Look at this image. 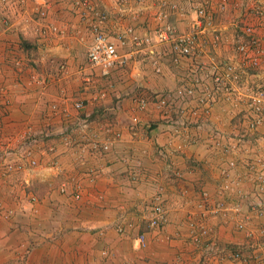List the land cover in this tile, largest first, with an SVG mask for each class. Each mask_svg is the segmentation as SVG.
<instances>
[{
    "label": "rangeland",
    "instance_id": "374dc122",
    "mask_svg": "<svg viewBox=\"0 0 264 264\" xmlns=\"http://www.w3.org/2000/svg\"><path fill=\"white\" fill-rule=\"evenodd\" d=\"M9 7L34 9L27 42L16 50L17 54H26V58L22 60L19 57L13 65L20 69L21 74H27V79L31 77V82L35 81L42 92L57 89L59 94L58 100L49 103L47 113L51 111L52 116L57 117L55 121L59 123V128L46 124L38 130H28L29 127L23 131L17 129V134H25L28 130L31 139L42 137L34 146L37 152L56 154L53 156L55 161L50 160L53 168L58 166V157L65 155L60 153L61 147L57 153L58 146L64 145L65 137L68 145L63 147L68 146L78 157L81 154L80 159L85 154L97 156L108 152L113 145L110 140L117 141L122 136L117 127L105 126L114 120L117 124L121 120V127H129L131 135L141 133L145 136L152 130L156 134H167L168 143L158 146V151L162 152L159 155L167 161L165 164L169 162L165 151L176 154L185 146L196 150L200 148L207 155H212L211 152L222 154L224 162L216 157L207 162L209 166L206 169L212 172L209 176L216 178L223 171L229 174L226 168L230 161L235 164L233 170L237 169L241 174L235 189L231 187V192L228 189L223 192L226 194L221 195L220 186L212 194V199L217 203L224 201L231 206L237 205V211L225 209L227 212L217 213L219 218L215 220L211 218L213 214H208L204 224L211 231L202 241L213 245L211 254L214 253L212 257L210 254L209 261L212 264H264V214L260 213L258 203L260 186L264 184L260 178L264 169V0H0V9ZM52 9H59L58 17L53 16ZM55 21L58 22L53 23ZM167 25L173 29L174 38L189 37L188 47L191 50L188 55L175 50L174 43L160 42L155 38L156 33ZM100 30L118 42L120 40L121 44L124 42L120 52L126 57L125 63L106 74L91 69L86 60L88 41ZM133 34L145 39L137 54L151 60L150 67L140 70L149 71L152 87H141L137 82L141 80L142 71L137 70L138 58L133 61L131 55L136 51L131 40ZM53 53L57 59L52 57ZM65 55L72 57L71 64L67 63ZM57 56L62 60L59 61ZM215 66H222V69L230 67L229 72L234 76L227 85L230 90L215 87ZM43 72L52 74L44 76ZM159 77L165 79L161 90H158L159 84H156L157 89L153 82ZM42 79L43 86L40 83ZM62 81L66 83L62 84L64 87L55 88ZM141 99L146 103L144 108L137 107ZM161 100L165 103L161 104ZM127 102L135 106V113L121 109ZM76 103H82V107L76 109ZM53 105L55 110L51 109ZM86 106L89 111L84 113L82 110ZM148 109L156 114L155 119H142ZM258 120L260 122L256 124ZM75 134L82 137L78 140L72 138ZM58 139L60 145L55 142ZM104 145L108 146L107 150L103 149ZM34 157L37 161L35 165L30 167L26 164L21 169L14 153L4 157L6 162L0 159V179L9 177L6 186L0 183V220L3 221L0 226H4L5 221L12 235L6 243L11 258L0 259V264H28V255L42 240L45 246L56 243L54 235L49 233L46 237L44 228L37 232L40 226L27 222L25 215L31 208L29 205L40 202L45 194L50 196L51 192L78 203L89 201L99 192L93 185H96L101 171L96 173L93 170L92 173L85 169L74 176L63 177L54 186L52 180L42 182L31 172L34 168L50 165V162L46 164L41 158ZM171 165L167 164V184L181 179L180 171ZM132 166L137 167V164ZM195 166L198 170L202 169L200 165ZM131 173L127 177L132 183L146 175V172ZM221 175L224 178L223 173ZM32 178L31 182L28 181ZM202 178L204 176L199 178V182ZM158 185L147 198L140 197V190L133 188V192L128 191L129 195H134L130 203L135 202L136 205L129 207V219L122 217L114 226L119 234L137 231L131 236L135 241L143 235L147 244L144 248L138 247L140 250L148 248V235L154 231L148 225L152 197ZM218 185L221 184L215 183V188ZM162 187L168 207L167 188L165 185ZM204 191L208 192L205 187H200L198 192H194L195 200L192 204L187 203V211L196 210L195 202ZM188 217L189 214L184 221L187 231L181 237L188 240L192 250L178 260L174 259L171 264H197L200 260H197L199 251L195 249V244L190 243V237L196 232L188 226ZM170 224L171 221L165 228ZM31 225L30 236L26 227ZM249 232L252 235L247 237ZM219 236L231 238V242L219 239Z\"/></svg>",
    "mask_w": 264,
    "mask_h": 264
},
{
    "label": "crops",
    "instance_id": "0c3cea01",
    "mask_svg": "<svg viewBox=\"0 0 264 264\" xmlns=\"http://www.w3.org/2000/svg\"><path fill=\"white\" fill-rule=\"evenodd\" d=\"M58 10L52 9L54 17H58L56 16L58 15ZM33 12L34 9H11V7L4 10L0 9V135L2 136L0 145L2 146H5L8 142L15 145L14 147L21 145L19 136L22 134H17V129L23 131L29 127L28 130L33 128L38 130V128L44 127L46 124L55 128L60 127L59 123L55 121L57 117L52 116L51 111L50 114H47L50 109L49 103L59 99L57 89H48L47 92H42L40 86L34 83L35 81L31 82V77L27 79V74L24 73V76L23 73H20V69L13 65L19 57L22 60L26 58V54H17L16 50L27 42L29 24L32 21ZM36 12H39V9H36ZM60 13L61 11H59ZM56 22L58 21L53 23ZM134 50L136 51L131 53L134 57L133 61L138 58L136 62L138 63L137 70L142 71L140 74L141 80L137 82L141 87L142 85L152 87V80H149L148 76V74L150 75L149 71L146 73L144 70H140L149 66L151 60L149 61L143 55L138 56L140 55L137 54L138 48ZM52 57L56 58V55L53 53ZM57 57L59 61L62 60L59 56ZM64 58H67L66 55ZM66 60H68V64H71L72 57L69 56ZM43 73L42 75L44 76L52 74L49 72ZM162 78H157V81L153 80L156 88V84H159L158 90H161L165 83V79ZM57 84L55 88H63L62 84L66 83L62 81ZM125 108L129 113L131 111L136 112L135 106L129 105V102L126 103V106L123 105L121 109ZM82 111L85 113L89 109L86 106ZM139 114L141 115L142 113ZM155 116L156 114L153 110L148 109L142 119H155ZM119 121V124H117L116 120L110 124H105V126L117 127L116 130L122 131V136L117 141L109 139L110 144L113 145L104 154L96 156L89 153L80 159L81 154L78 157L67 148L68 146L63 147L64 145H60V140L58 139L55 141L60 145L57 148V153L61 147L60 153H65V155L58 157V166L53 168L52 162L55 161L53 156L56 154L33 151L34 156L41 158L43 163L49 164L50 160L52 161L48 166L34 168L31 171L42 182H50L52 180L55 186L56 183L59 184L62 181L63 177L74 176L85 169H89L92 173L94 172L93 170L96 173L99 170V173L101 171L102 174L97 179L96 185H93L97 187L99 192L93 189L97 194L96 197L90 198L89 201H80L78 203L58 194L55 196L54 192H51L50 196L45 194L40 202L29 205L31 207H28L30 212L28 211L25 215L27 222L35 223V227L40 226V228H37V232L38 230L41 232L42 230L40 229L44 228L45 234L47 233L46 237L50 233L57 240H55L56 243L54 245L47 243L46 246L42 240L40 245L28 255V264H171L174 259L178 260L181 255L187 254V251L190 252L193 247L192 245L190 246L188 240L181 236H184L187 231L184 224L185 216L190 213L187 211L189 206L187 203L192 204L193 200H195L193 197L194 192H198L200 187H205L212 199V194L216 189L219 190L222 183L224 184V182L229 180L233 183L237 182L239 174H241L237 169H234L227 177L223 174V178L221 172L220 174L218 173V177L212 179L209 176L212 175V172L206 169L209 166L207 162L213 160V158L215 159V157L224 162L221 157L222 154L211 152L212 155L208 154L210 155L208 156L207 152L200 150V148L197 151L195 148L185 146L184 149L182 148L176 154L165 151L168 163H171V166L181 173V179L178 182L167 184V179L165 178L169 174L167 171L168 163L165 164L167 161L159 155L162 152L158 151V146H164L165 143H168V135L165 133L156 134L153 130L150 131L149 135L145 136L141 135V133L131 135L130 128L121 127V120ZM28 132L30 134V131ZM81 137L82 135L75 134L72 138L78 140ZM46 145L48 146V142H46ZM219 151L222 152L220 149ZM191 161L196 162L203 170H198L199 168H196V164H192ZM130 163L132 165L136 163L137 167L129 166ZM219 163L222 165L220 160ZM1 168L0 166V170ZM127 170L129 173H127ZM131 171L146 172V175L141 176L142 178L138 180L139 182L132 183V180L130 181L127 177L131 176ZM53 176L60 178L55 179ZM201 176H204V178L199 182ZM8 178L5 176L0 179V183L6 186ZM30 180H33V178L28 179V181ZM215 183L221 185L215 188ZM158 184H163L167 188L168 200H170L168 203V219L171 224L162 232L152 231L151 235H148L150 236L148 248L140 250L135 239L132 238L137 231L133 230L129 234H119L115 231L114 226L122 217L123 219H129L130 213L128 212H131L129 207L136 205L135 202L130 203L129 200L134 199V195H129L128 191L140 190V197L147 198L153 193L154 186ZM224 194L226 193H221V195ZM215 195L217 194L215 193ZM127 197L129 198L127 199ZM212 201L214 204L216 203L213 199ZM211 218L215 220L219 216L211 215ZM2 222L0 220V224ZM141 225L142 223L139 224V227ZM32 227L31 225L26 228L29 230ZM30 230L29 235L31 236ZM10 232L4 221V226H0V259L2 261L11 258L6 245L12 236ZM220 238L224 241L231 239L224 236L223 238L219 236ZM39 239L40 237H38ZM47 257H49V260Z\"/></svg>",
    "mask_w": 264,
    "mask_h": 264
},
{
    "label": "built area",
    "instance_id": "2783aa9c",
    "mask_svg": "<svg viewBox=\"0 0 264 264\" xmlns=\"http://www.w3.org/2000/svg\"><path fill=\"white\" fill-rule=\"evenodd\" d=\"M250 31V30H249ZM174 32L171 26L167 25L164 26L160 32L156 33V37L158 41L160 42H167L170 41L174 43L175 50L178 49V51L185 53V55L189 54V51L191 50L190 47H188L189 43V37H181V38H174ZM132 45L134 48H141V44L145 42V39L140 38L137 35H131ZM147 41V40H146ZM121 41L119 42L110 36V34L100 30L96 31L89 44L86 48V60L87 64L91 69H98L102 72V74L108 73L110 70L114 69L115 67L121 66L125 63V55H123L120 51L122 49ZM250 44V43H249ZM140 46V47H139ZM190 49V50H189ZM226 65V64H225ZM213 72V81L215 84V87L217 89L219 88H226V90H230V88L227 87L228 83L231 81L232 78H234L233 73L231 74L230 67H225L222 69L215 66ZM42 83V86L44 85V81L40 82ZM225 85V86H224ZM222 91V90H220ZM165 101L161 100V104H164ZM145 101L142 99L138 101L137 107L144 108L145 107ZM82 107V103H76L75 108L79 109ZM56 106L53 105L52 110H55ZM259 109V108H258ZM260 121H256L255 123L258 124ZM67 130V129H66ZM31 133L25 132V134H22L19 136V140L21 141V145L18 147H14L12 143L8 142L5 146L0 145V158L4 159V157L11 155L14 153V155L17 156L16 162L19 164L18 168H24L25 165H32L36 164V160L34 159L33 151H36V147L34 146L35 143H37L42 137L39 136L40 139H31L30 138ZM118 136V135H117ZM68 139L64 140V145H68ZM34 146V147H33ZM15 149V150H14ZM104 150L108 149L107 145H104ZM34 157V158H33ZM6 162V159H4ZM234 162L230 161L228 162V168L227 172L230 173V171L234 168ZM262 166V165H261ZM252 168H255V166L252 165ZM258 168V167H256ZM262 167H259V169ZM263 172V173H262ZM226 177L229 175L228 173H225V171L222 172ZM261 180L264 183V169L261 171ZM177 175V174H176ZM178 176V175H177ZM163 186V185H162ZM158 185L157 192L152 197V205L150 207V216H149V225L148 227L152 230L158 232H161L164 230L165 226L169 223L168 219V207H166V203L164 200V196L162 193L163 187ZM238 186V182L235 184L233 182L226 181L224 184L222 183L220 191L227 192L228 189L231 192V189ZM232 187V188H231ZM260 200L259 205L261 206V214H264V184L263 186H260ZM237 205L231 206L230 204H226L223 202H214L211 199L210 194L207 191L201 192L199 199L195 202V209L193 212L189 213L188 220V226L196 232V234L192 237H190L192 240L191 242L195 244V249L199 251L196 255L198 256V263L197 264H212L209 261V257L211 254V251L213 249V245L207 243V241H202V238L206 235H209V232L211 231L210 228L207 227L206 224H204L205 220L208 219V214L216 215L219 212H227L225 209H235L234 212L237 211ZM258 214V215H261ZM240 225H242L240 223ZM242 226H245L243 224ZM252 235L251 232H249L247 237H250ZM137 246L140 248L146 247L147 240H145V237L142 235L136 239ZM214 253V252H213ZM211 254V257L213 255ZM205 254V255H204ZM235 256V255H234ZM231 256V257H234ZM196 257V256H195ZM184 264V263H181ZM257 264V263H255Z\"/></svg>",
    "mask_w": 264,
    "mask_h": 264
}]
</instances>
